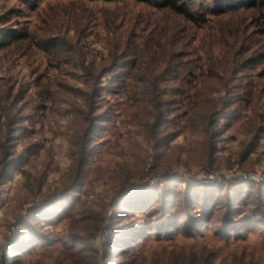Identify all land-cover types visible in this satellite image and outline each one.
<instances>
[{
	"label": "trees",
	"instance_id": "16d2710c",
	"mask_svg": "<svg viewBox=\"0 0 264 264\" xmlns=\"http://www.w3.org/2000/svg\"><path fill=\"white\" fill-rule=\"evenodd\" d=\"M18 1L33 11L40 0ZM78 1L134 4L146 13L105 8L99 19L86 8L74 14L72 36L21 24L20 8L0 13V53L10 63L30 49L47 59L32 82L35 96L9 79L0 84V204L14 175L24 178L0 264H262L255 250L176 242L204 240L207 232L229 246L255 233L264 241V183L180 180L181 189L167 178L150 189L133 182L173 167H230L219 148L230 128L243 137L238 165L249 168L264 140V0ZM102 30L107 52L98 61L86 42ZM116 117L114 134L125 129L129 138L107 198L95 194L92 163L104 151L100 133ZM50 119L70 160L53 184L51 151L35 167L43 151L37 127ZM62 120L69 121L63 131ZM181 136L185 143L173 147ZM105 229L110 236L98 249L93 243Z\"/></svg>",
	"mask_w": 264,
	"mask_h": 264
},
{
	"label": "rangeland",
	"instance_id": "374dc122",
	"mask_svg": "<svg viewBox=\"0 0 264 264\" xmlns=\"http://www.w3.org/2000/svg\"><path fill=\"white\" fill-rule=\"evenodd\" d=\"M9 8L23 9L25 15L19 17L17 19L18 22H20L21 24H26L29 28H34V29L37 28L39 33H42L44 30L48 29L51 32H57L58 34L61 35L70 32L69 36L73 35L74 24H75V19L73 17L74 14L77 13V16L79 14L86 15L84 12V9L86 8H90L96 11L99 19L100 16L102 19V12H103L102 9L105 8L109 9L112 12L119 11L120 14H126L124 10H126L127 12L132 11L135 13L138 12L144 14L146 13L145 11H143V9L140 6L134 4H130L128 7L124 8L123 5L116 6L114 4H105L102 2L91 4L88 2H84V3L79 2L78 0H40L38 7L33 11L32 10L29 11L24 7V5L20 4L18 0H0V13L4 12L5 9H9ZM100 35H101L100 37H96V36H94V38L91 37L86 42V47L91 50V54L93 53V50H95V53H98L97 55L98 61H100L101 59L100 56L103 54L106 55L107 52L104 46V41L102 40L106 37V34L102 30L100 32ZM30 52L31 49L29 51L30 55L28 54V56L25 57L21 56L12 63H10L6 59V57L2 53H0V84L3 83L5 79L6 80L9 79L10 81L16 84L15 85L16 89H18L19 86L22 84L25 86H29L30 94L32 96H35L37 91L35 85H33L32 82L35 79L34 77H36L38 74H41L47 67V59L44 56V54L39 50H33L31 53ZM111 77L112 74L106 75L103 78V84L106 85L110 81ZM109 98L110 97H108V99ZM114 120L115 121L111 123L112 125L106 127L105 130L102 133H100L97 142L102 143L104 145V151L103 153L96 155L92 163V168L94 170L92 179L95 182V188H96L95 194L103 195L107 198H111L114 195V190H112L111 186L107 184V179L109 175H111V172L114 169L117 161L122 160L120 154H122L123 150L125 149L129 138L127 136V131H125V129H121L118 133L114 134L115 131L114 126H117L119 128L120 118L116 117ZM52 122H53L52 119H50L49 121H47L44 127L40 128L39 125L37 127L38 128L37 130H40L41 134L37 136L36 141L41 145H43V151L41 152L42 157L35 164V167L40 168V165L44 161L47 153L49 151L52 152L54 167L52 168L53 172L49 176V181H50L49 183L51 184L57 182L60 175L63 172H65L68 166L70 165V160L68 158V144L63 142L60 137H55L54 133L56 127H54L53 130L54 133L50 131V126L52 125L53 128L54 125V123ZM68 123L69 121L62 120L58 125L59 128L58 130L61 131L65 130ZM242 140L243 137L235 131V128H230L225 132L219 144V148L222 156L228 157L230 159L231 166L229 167L227 165H224L221 167L220 170H224V172H227V174L232 173L230 172V170L231 171L236 170L243 174H256L259 176H264V152H257L256 154L250 156V158L247 160L248 161L247 163L249 164L248 169L242 168L241 166L238 165V160H239L238 154L241 150L240 142ZM183 143H185V139L183 136H181L172 143V146L173 147L179 146L182 145ZM20 149L21 146L18 147V150ZM127 157L128 159L131 158L130 156ZM203 167L196 166L192 170L188 171V174L196 177L198 174L203 172L202 170L206 169ZM27 168H31V167L29 166ZM182 168L185 169L184 167H173V169H175L176 171H179ZM142 169L143 168L141 166L139 170ZM149 178L150 177L146 178L145 180H138L137 178L133 183L144 184L150 181ZM170 180L178 181L181 183V181L177 179H170ZM165 181L167 180H163L162 183L159 182L158 184L164 185ZM23 182H24L23 176L20 173H16L13 179L11 180V182L3 189L2 203L0 204V242H3L4 236L8 234V229L6 227L7 223L12 222L15 219V215L12 211V208L16 205L15 202L16 199L14 197L17 192H22ZM224 182L227 181L222 180L221 183ZM216 186H219V184H217ZM180 188L184 189L185 185L181 183ZM48 190L49 188L45 187V191ZM53 190L54 187H51L50 191L52 192ZM29 207H33V205L25 206V209ZM63 229H64V224L57 226L54 229V232L55 234H58L60 230ZM206 234L207 237L204 240L180 239L177 240L176 244L177 246H185V247H190L191 245L197 246V245L205 244L216 247L217 246L222 247L223 249H226L225 251L232 250L233 248H236L238 251H241V249L243 250L246 249L249 251L255 250L257 254H259V256L261 257L262 264L264 263V241H262V238L259 237L257 233L250 235L247 241L236 243L233 246L226 245L224 244L223 241H220L219 239H213L212 237H210L208 232ZM109 236L105 238V240H107ZM105 240L102 241V243H104ZM93 244L98 249H102L99 245L100 243L94 241ZM156 245L155 244L151 245V248H156L157 247Z\"/></svg>",
	"mask_w": 264,
	"mask_h": 264
},
{
	"label": "built area",
	"instance_id": "2783aa9c",
	"mask_svg": "<svg viewBox=\"0 0 264 264\" xmlns=\"http://www.w3.org/2000/svg\"><path fill=\"white\" fill-rule=\"evenodd\" d=\"M257 152H264V140L261 141ZM203 172L198 174L196 177L193 175L188 174V171L185 169H180L176 171L172 169L168 172H164L162 174L157 175L156 177L149 179V182L144 183L147 188H154L157 186L159 182L162 183L163 180L167 178L183 180L186 182H190L192 184H200V183H209V184H220L222 180L229 181V182H241V181H248L254 183H264V176H259L256 174H243L236 170H230V174L224 172V170H220L217 172H209L207 170H202ZM131 186L129 189H131ZM109 236V232L107 229L103 230L102 233L95 239L97 243H100V247H102V241L105 240ZM102 243V244H101Z\"/></svg>",
	"mask_w": 264,
	"mask_h": 264
}]
</instances>
